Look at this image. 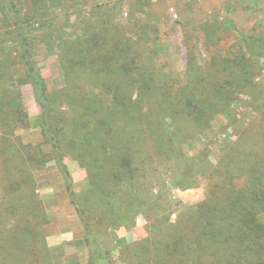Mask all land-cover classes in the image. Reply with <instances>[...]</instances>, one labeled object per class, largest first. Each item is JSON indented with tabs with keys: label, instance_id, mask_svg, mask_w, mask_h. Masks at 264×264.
<instances>
[{
	"label": "trees",
	"instance_id": "1",
	"mask_svg": "<svg viewBox=\"0 0 264 264\" xmlns=\"http://www.w3.org/2000/svg\"><path fill=\"white\" fill-rule=\"evenodd\" d=\"M121 8V0L96 6L87 36L67 48V92L61 98L68 97L72 113L54 111L45 79L31 59L30 35L21 30L18 16L12 33L42 109V132L53 146L46 154L48 162L55 163L71 194L73 179L66 156L87 171L81 199L71 198L85 229L82 244L89 253L87 264H115L102 239L122 229L132 230L137 216L156 205L145 188L147 172L170 165L179 169L172 183L176 189L196 188L202 174L208 180L207 199L189 209L171 229L160 222L148 240L124 247L125 261L264 264V127L259 131L254 125L244 128L242 141L235 142L215 167L209 149L196 156L183 149L185 140L210 128L218 113H228L241 96L248 98L244 107H264L260 61L264 37L241 35L240 43L224 54L217 49L222 37L217 30H208L209 59L201 61L200 52L192 48L194 56L182 76L174 71L171 54L158 50V55L153 48L156 41L150 38L155 30L139 25V30L127 34L116 21ZM8 69L0 51V128L5 134L0 140L5 192L0 222L16 221L13 231L26 237L20 236L17 244L39 260L42 248L37 246L47 218L43 203L37 200L39 206L31 214V204L19 201L22 192L31 187L34 191L33 173L42 168L45 156L26 147L23 156L17 141L11 139L29 116L15 103L18 93L7 88ZM231 122L236 125L238 119L231 117ZM4 226L0 223V232ZM3 250L0 243V263Z\"/></svg>",
	"mask_w": 264,
	"mask_h": 264
},
{
	"label": "rangeland",
	"instance_id": "2",
	"mask_svg": "<svg viewBox=\"0 0 264 264\" xmlns=\"http://www.w3.org/2000/svg\"><path fill=\"white\" fill-rule=\"evenodd\" d=\"M121 1L122 8L117 13L116 21L122 24L124 30L127 29V34L128 30H139V25L144 30H155L150 38L151 42L156 41L153 48L158 55L159 51L171 54L173 69L182 76L188 72L194 56L192 48L200 52L201 61L209 59L206 42L208 30H217L222 37L217 49L224 54L229 47L240 43L241 35L247 38L254 35L258 39L264 37V0ZM105 2L106 0H0V51L9 67L7 88L10 92L18 93L15 103L25 108L29 116L24 125L16 127L15 135L10 138L17 141V147L23 156L28 151L25 147L45 156L42 168L33 173L34 191L31 187L29 191L22 192L21 201L20 198L18 201L20 204H31V214L39 206L37 200L42 202L47 216L46 223L43 224V238L37 246L42 248L37 253L39 260L35 259V254L31 251L25 252L17 244L16 240L20 236L21 239L26 237L22 236L24 232L16 234L13 231L16 221L0 222L6 225L0 232V243L4 245V260L0 264H87L89 261V253L82 244L85 229L79 211L71 202V198L81 199L82 192L87 188V171L70 155L66 156L64 161L73 179L71 191L74 196L71 197L55 163L48 162L46 157L53 146L42 132V109L22 64L18 41L12 33L17 30L15 17L18 16L21 30H26V34L32 39L31 59L45 79L54 111L72 113L73 106L68 97L61 98L62 93L67 92L69 66L66 51L70 43L87 36L95 22V7ZM133 38L136 40L135 35ZM260 58L264 65V53ZM153 60H158V56ZM97 91L100 92L99 89ZM247 100L246 95L241 96V100L231 104V109L226 111L228 113H218L210 128L185 140V152L196 156L204 149H209V160L213 167L219 165L234 147V143L242 141L241 133L244 128L254 125L255 130L259 131L264 127V110H261L264 107L242 106ZM231 117L238 119L236 125L231 122ZM4 137L0 128V140ZM2 169L3 163L0 160V205L5 203ZM178 174L176 165L147 172L145 188L156 205L153 204L146 213L144 211L137 216L132 230L122 229L101 241L103 248L112 253L115 264H130L122 257L124 247L148 240L160 222L165 229H171L179 219H183L189 209L207 199L208 180L202 174L197 177L198 186L188 190L173 187L172 183ZM33 244L34 242L31 246ZM18 255H22V259L15 263Z\"/></svg>",
	"mask_w": 264,
	"mask_h": 264
}]
</instances>
